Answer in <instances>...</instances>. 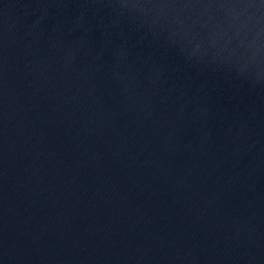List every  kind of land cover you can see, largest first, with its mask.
<instances>
[{"label": "water", "instance_id": "1", "mask_svg": "<svg viewBox=\"0 0 264 264\" xmlns=\"http://www.w3.org/2000/svg\"><path fill=\"white\" fill-rule=\"evenodd\" d=\"M0 264H264V0H0Z\"/></svg>", "mask_w": 264, "mask_h": 264}]
</instances>
